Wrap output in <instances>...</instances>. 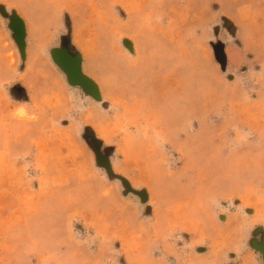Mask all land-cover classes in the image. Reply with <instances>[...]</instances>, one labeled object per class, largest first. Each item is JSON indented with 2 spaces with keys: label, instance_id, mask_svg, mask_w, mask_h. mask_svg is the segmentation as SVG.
<instances>
[{
  "label": "rangeland",
  "instance_id": "1",
  "mask_svg": "<svg viewBox=\"0 0 264 264\" xmlns=\"http://www.w3.org/2000/svg\"><path fill=\"white\" fill-rule=\"evenodd\" d=\"M0 6V264H264V0Z\"/></svg>",
  "mask_w": 264,
  "mask_h": 264
},
{
  "label": "water",
  "instance_id": "2",
  "mask_svg": "<svg viewBox=\"0 0 264 264\" xmlns=\"http://www.w3.org/2000/svg\"><path fill=\"white\" fill-rule=\"evenodd\" d=\"M0 12L5 15L2 6ZM9 27L14 31L13 38L18 44L19 49L23 46L24 29L18 16L12 15L10 17ZM65 42L63 43V45ZM53 61L64 71L67 81L71 85L80 86L83 91L95 99H100V92L97 84L81 70V55L76 53L72 55L65 47H54L50 51ZM96 162L98 165L104 167L109 174L112 173L108 157L99 153L98 149L94 150ZM253 246L262 253L264 259V245L252 243Z\"/></svg>",
  "mask_w": 264,
  "mask_h": 264
}]
</instances>
